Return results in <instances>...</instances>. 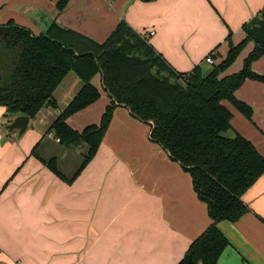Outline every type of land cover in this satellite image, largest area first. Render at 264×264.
Listing matches in <instances>:
<instances>
[{"label":"crops","instance_id":"0c3cea01","mask_svg":"<svg viewBox=\"0 0 264 264\" xmlns=\"http://www.w3.org/2000/svg\"><path fill=\"white\" fill-rule=\"evenodd\" d=\"M59 1L0 0V24L13 21L34 35L55 24L102 43L124 20L178 72L208 71L205 58L223 59L228 34L240 42L242 25L264 7V0H68L59 10ZM252 48L249 41L225 74L238 71ZM252 67L264 74V54ZM92 82L99 99L66 120L78 131L98 124L111 103L101 76ZM81 86L69 72L53 93L57 108H42L21 136L5 128L13 117L0 106V264H176L211 219L190 174L129 109L115 106L97 152L72 181L43 162L55 157L68 179L78 170L83 148L61 145L47 129ZM234 95L252 116L225 102L230 131L264 156V82L246 79ZM242 200L244 215L217 223L229 241L220 264H264V173Z\"/></svg>","mask_w":264,"mask_h":264},{"label":"trees","instance_id":"16d2710c","mask_svg":"<svg viewBox=\"0 0 264 264\" xmlns=\"http://www.w3.org/2000/svg\"><path fill=\"white\" fill-rule=\"evenodd\" d=\"M67 1L60 0L58 9ZM242 31L245 38L237 44L228 34L226 55L208 71L198 65L189 72H178L146 36L124 20L102 43L55 24L46 33L34 35L8 21L0 24V106L8 119L17 115L35 118L44 107L57 108L53 93L69 72L78 77L80 90L47 132L63 146L83 148L81 164L68 179L59 171L55 157L43 160L58 177L69 181L94 157L115 106H125L150 126V139L190 174L193 189L211 219L176 264H220L229 241L217 223L235 222L248 211L242 195L264 173V156L251 141L236 132L226 136L232 128V112L224 103L251 118L252 109L234 93L246 79L264 82V74L252 67L264 54V7L242 25ZM249 41L253 48L242 67L225 74ZM96 75L101 76L111 103L98 124L75 130L66 120L99 99L100 91L92 82Z\"/></svg>","mask_w":264,"mask_h":264},{"label":"water","instance_id":"95a60500","mask_svg":"<svg viewBox=\"0 0 264 264\" xmlns=\"http://www.w3.org/2000/svg\"><path fill=\"white\" fill-rule=\"evenodd\" d=\"M30 117L27 115H17L13 117L9 123L6 124L5 128L9 131H17V135L21 136L28 128Z\"/></svg>","mask_w":264,"mask_h":264},{"label":"built area","instance_id":"2783aa9c","mask_svg":"<svg viewBox=\"0 0 264 264\" xmlns=\"http://www.w3.org/2000/svg\"><path fill=\"white\" fill-rule=\"evenodd\" d=\"M150 34H151V35L154 34V31H151ZM205 61L208 62V63H210V64H213V63H214V60H213V58H212L211 55H208V56L205 58ZM51 135H52V133H51ZM56 141L59 142V138H56Z\"/></svg>","mask_w":264,"mask_h":264},{"label":"rangeland","instance_id":"374dc122","mask_svg":"<svg viewBox=\"0 0 264 264\" xmlns=\"http://www.w3.org/2000/svg\"><path fill=\"white\" fill-rule=\"evenodd\" d=\"M225 103V102H224ZM233 134L231 133V131H228L227 133H226V136H229V137H231ZM67 162H64V165L65 166H67Z\"/></svg>","mask_w":264,"mask_h":264}]
</instances>
